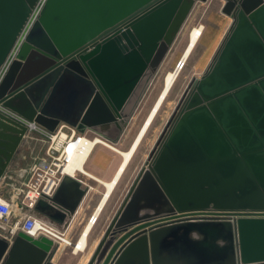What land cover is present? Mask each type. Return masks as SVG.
Segmentation results:
<instances>
[{
    "label": "water",
    "instance_id": "1",
    "mask_svg": "<svg viewBox=\"0 0 264 264\" xmlns=\"http://www.w3.org/2000/svg\"><path fill=\"white\" fill-rule=\"evenodd\" d=\"M37 1L0 0V71ZM207 1L46 0L0 82V106L49 131L115 123L122 133L195 4ZM225 1L229 29L87 264H264V0ZM30 128L0 110V177ZM89 190L66 175L35 210L68 228ZM214 212L239 217H191ZM57 251L46 236H0V264H55Z\"/></svg>",
    "mask_w": 264,
    "mask_h": 264
},
{
    "label": "rangeland",
    "instance_id": "2",
    "mask_svg": "<svg viewBox=\"0 0 264 264\" xmlns=\"http://www.w3.org/2000/svg\"><path fill=\"white\" fill-rule=\"evenodd\" d=\"M223 3L224 0H208L207 2H197L195 4L190 16L188 17L182 30L180 31L176 41L172 45L170 51L166 55L161 66L158 68L157 72L155 73L144 97L142 98V101L140 102L138 108L136 109V112L133 115L131 123L129 127L126 129L123 139L121 141L123 148L118 147L119 149L127 150L125 146L127 147L129 141L134 136L138 127L141 125L142 122L144 123V121L146 120L148 113H150L151 109L153 108L156 100L158 99L163 89L164 79L166 75L169 72L175 70L180 64V60L183 56L184 49L186 48L189 42V34L194 28L197 27L203 28V35L201 39L196 45L194 51L192 52L189 60L187 61L186 66L182 70L175 86L173 87L167 99L163 103L152 126L150 127L146 136L144 137L140 145L139 151L135 154L134 158L132 159L129 165V168L123 175L120 185L114 191L105 209L103 210L97 224L94 226L93 231L89 236V242H88L89 246L87 248L86 254L84 253L75 254L73 253V248L71 246H66L63 253L62 254L59 253V255L56 256L58 264H79L80 262L81 264H83L84 259L90 254L91 250L94 248V245L103 234V231L109 224L110 220L115 214L118 205L122 201V198L126 190L128 189L131 182L134 180L139 168L147 158L149 151L154 146L155 142L160 136L166 122L171 117L173 110L175 109L179 99L184 93L190 80L194 77L196 78L201 77V75L204 73L209 63L211 62L224 35L229 29L232 23V17L231 15L224 13V11L222 10ZM29 23L23 33L22 38L26 36L27 32L32 26V25L29 26ZM0 110L6 115H8V113L10 112V110L6 108H2L1 106H0ZM20 120L21 123L29 125V122H26L25 120L22 119ZM32 126L34 127V124H32ZM30 131H32L31 128L29 129V132ZM33 131L35 133H38L35 130ZM90 134L92 133L90 132ZM44 138L45 137H43V139ZM45 140L47 141L46 138ZM94 151L91 155L89 162L86 165V169L91 173H93L92 171L95 172L97 171L98 172L97 175L95 173L93 174L102 180L110 181L114 177L116 172L114 173L112 178L108 172L111 171L113 172L116 166L119 163L121 164L122 162L121 156L112 149L104 145H98ZM103 155L104 158L106 159V162L104 164L100 163L99 167L95 169L96 164H98V160ZM77 177L87 182V184L85 183L86 184L85 186L88 187L90 186L91 187L90 189L94 187V189L91 190L88 200L82 208V212L76 218V221L74 222L69 232L70 234L69 239L73 241L79 239L83 228H85L89 220L92 221L91 217L94 213L93 212L94 207L99 201L96 208L98 207L101 199L103 198V194L105 193L104 186L98 183L97 181L83 174H80ZM71 244L72 246H74V248L77 247L76 246L77 242L73 244V242L71 241Z\"/></svg>",
    "mask_w": 264,
    "mask_h": 264
},
{
    "label": "built area",
    "instance_id": "3",
    "mask_svg": "<svg viewBox=\"0 0 264 264\" xmlns=\"http://www.w3.org/2000/svg\"><path fill=\"white\" fill-rule=\"evenodd\" d=\"M46 0H38L33 8V14L29 23V26L34 23L36 17L42 11V8ZM34 25V24H33ZM22 39L18 40L15 49L9 56L6 64L0 71V82L3 79L5 72L11 61L14 60V56L18 52L19 45ZM2 107V106H1ZM3 108V107H2ZM8 116L14 118L17 121L24 120L20 115L10 111ZM29 126L32 129H37L47 139V147L45 156L35 163L28 170V179L26 183L20 188L18 204V215L13 218L15 202L12 199L5 198L0 195V226L9 225L8 236L13 237L18 231H23L26 234L38 238L40 236H46L53 240L54 244L61 246L63 243L66 246H71V240L69 239V227L63 228L58 224L50 222L48 219L35 214L33 211L37 202L46 197L54 195L55 191L59 187L64 176V169L69 164V150L71 148L79 147L82 144V139L85 137H91L88 135L87 130L80 131L77 127L72 126L66 122H60L55 131H49L41 126L34 124V127ZM79 179L78 177L71 176ZM82 181L83 180L79 179Z\"/></svg>",
    "mask_w": 264,
    "mask_h": 264
},
{
    "label": "bare ground",
    "instance_id": "4",
    "mask_svg": "<svg viewBox=\"0 0 264 264\" xmlns=\"http://www.w3.org/2000/svg\"><path fill=\"white\" fill-rule=\"evenodd\" d=\"M32 14H33V10L31 12L30 16L28 17V19H27V21H26V23H25V25H24V27H23V29H22L19 37H18V40L22 39V42L26 40V37L30 33V31L33 27V24H35V22L39 18V16L36 17V19L34 20V23H32V26L30 27L26 36L24 38H22L23 33H24L28 23L30 22V19L32 18ZM202 35H203V28H201V27L194 28L190 32L189 42H188V45L186 46V48L184 50V53H183L181 60H180V65L175 70L169 72L166 75V77L164 79L163 89H162L158 99L156 100L153 108L151 109L150 113L148 114L146 120L144 121L142 127L140 128L136 138L134 139V141L131 144L129 149H127V150L119 149L117 146L109 143L106 139L102 138L101 136L92 135V134H90V132L87 131L88 135L91 137H85L84 139H82V144L79 145V147L76 148V146H75V148L73 147L69 150V158H70L69 164L65 167L64 174L68 175V176H74V177H77L78 175L83 174V175H85V176H87L93 180H96L98 183L102 184L105 188V193L103 194V198L101 199L96 211L94 212V214L91 218L92 221L89 220V223L85 226L84 230L82 231L81 237H80L79 241L77 242V245H76L77 247H75L73 250L75 253H77L79 251H84L86 249L87 244H88V237L90 235L92 228L94 227V225L98 221V218H99L101 212L104 210L105 206L107 205L111 196L113 195L114 191L116 190L117 186L119 185L127 167L129 166L132 159L134 158L135 153L137 152V150H138L140 144L142 143L144 137L146 136L148 130L152 126V124H153L157 114L159 113L163 103L165 102L169 93L171 92V90L175 86L182 70L186 66L187 61L189 60L192 52L194 51V49H195L196 45L198 44L199 40L201 39ZM18 40H17V42H18ZM17 42H16V44H17ZM22 42H21V44H22ZM16 44H15V46H16ZM21 44H20V46H21ZM15 46H14L13 50L15 49ZM12 51H11V53H12ZM15 58H16V55L14 56V59ZM11 62H10V64H11ZM7 70H8V68H7ZM7 70H6V72H7ZM6 72H5V74H6ZM32 124H31V126H32ZM98 145H104V146L112 149L113 151L118 153L122 158V162H121L119 168L117 169L114 177L110 181L102 180L86 169V164H87L89 158L91 157L93 151L95 150V148ZM89 188H91V187L89 186ZM71 241L74 242L73 240H71ZM62 245L66 246V244H64V243ZM71 247H72V244H71Z\"/></svg>",
    "mask_w": 264,
    "mask_h": 264
},
{
    "label": "crops",
    "instance_id": "5",
    "mask_svg": "<svg viewBox=\"0 0 264 264\" xmlns=\"http://www.w3.org/2000/svg\"><path fill=\"white\" fill-rule=\"evenodd\" d=\"M33 130H35L39 134L35 133ZM0 132L4 133L6 131H4L3 129H0ZM12 134H15V133H12ZM43 137H45V136L41 132H39L37 129H32V131L28 132L24 138L23 143L19 147V151L17 153H15V155H14L12 161L9 163L6 171L0 177V195L5 197V198L12 199L15 202V208H14V213H13L12 219H15L18 215H21L18 212V208H20V205L18 204V199L20 197L19 191H20V188L26 183V181L28 179L29 168L33 165V163H35L36 161H38L39 159H41L45 156L47 142H46L45 138L43 139ZM0 157H2V155H0ZM90 158H89V160H90ZM89 160H88V162H89ZM101 162L102 161L99 159L98 164H96V166H95V169L99 167V164ZM92 172L95 173V171H92ZM83 182L87 184V182H85L84 180H83ZM92 189H94V187ZM92 189H90L88 194L85 196L84 200L82 201V203L78 209V212L76 213L71 224L69 225V229H68L69 232H70L74 222L76 221V218L82 212V208H83L84 204L87 202L89 194H90ZM98 202H97V204H98ZM97 204L95 205L93 212L96 211ZM33 212L35 214L41 216V217L46 218L45 216H43L42 214L37 212L35 209ZM102 212H101V214H102ZM101 214H100V216H101ZM100 216H99V218H100ZM99 218H98V220H99ZM97 222H96V224H97ZM8 226L9 225L0 226V236L5 237L9 241H11L14 236L13 237L8 236V228H9ZM93 228H92L91 232L93 231ZM83 230H84V228H83ZM104 231H103V233H104ZM91 232H90V234H91ZM81 234H82V232H81ZM81 234H80V237H81ZM102 235H101V237H102ZM80 237H79V239H80ZM101 237L99 238V240L94 245V248L91 250L90 254L84 259L83 264H87L88 260L90 259L91 255H92L94 249L96 248L98 242L100 241ZM79 239L75 240L73 242V244L78 242ZM88 242H89V237H88ZM88 246L89 245L87 244V247L84 251H79L77 253H75L73 251V253H75V254H80V253L86 254ZM65 248H66V246H64V245L58 246L57 254L53 258V262L55 264H58L56 256L59 255V253L62 254ZM72 248L74 250V246H72ZM79 264H81V262Z\"/></svg>",
    "mask_w": 264,
    "mask_h": 264
},
{
    "label": "flooded vegetation",
    "instance_id": "6",
    "mask_svg": "<svg viewBox=\"0 0 264 264\" xmlns=\"http://www.w3.org/2000/svg\"><path fill=\"white\" fill-rule=\"evenodd\" d=\"M226 1L224 0V3H223V5H222V9H223V7L226 5ZM228 9V8H227ZM235 9H236V7L234 6V7H232L231 9H230V12L231 13H233L234 11H235ZM115 29H117V28H115ZM114 29V30H115ZM185 50V49H184ZM180 65V64H179ZM178 65V66H179ZM205 72V71H204ZM204 74V73H203ZM202 74V75H203ZM201 75V76H202ZM194 78H196V77H194ZM194 78H192L191 80H190V82L194 79ZM200 78V77H199ZM190 82H189V84H190ZM188 84V85H189ZM187 88V87H186ZM182 97V96H181ZM181 99V98H180ZM179 99V100H180ZM139 106V105H138ZM138 108V107H137ZM174 111V110H173ZM136 112V110L134 111V113ZM134 113L132 114V116L130 117V119H129V121H128V123L123 127V130H122V133H120V134H118L117 132H116V124L114 123L113 124V126L112 127H110V128H108V129H104V128H102L101 126H92V127H87L86 126V130L87 131H89V132H91L93 135H99V136H101L102 138H104V139H106L109 143H111V144H113V145H115V146H117V147H121V148H123V146H122V144H121V141H122V139H123V136H124V133H125V131H126V129L129 127V125H130V123H131V120H132V118H133V115H134ZM173 113V112H172ZM149 114V113H148ZM172 115V114H171ZM118 120V119H117ZM144 121V120H143ZM143 123V122H142ZM142 123H141V125H142ZM141 125L138 127V129H137V131L135 132V134H134V136L132 137V139L129 141V143H128V145H127V147L125 146V148L126 149H128L129 147H130V145L132 144V142L134 141V139H135V136L137 135V133H138V131H139V129H140V127H141ZM75 127H77V126H75ZM78 128V127H77ZM141 145V144H140ZM155 145V144H154ZM154 147V146H153ZM153 147L151 148V150L149 151V153H148V155H147V158L145 159V161L148 159V157H149V155H150V152L152 151V149H153ZM139 148H140V146H139ZM139 148H138V150H137V152L139 151ZM95 152V151H94ZM136 152V153H137ZM135 153V154H136ZM135 156V155H134ZM101 159V163L102 164H104L105 162H106V159L104 158V155L100 158ZM145 161L143 162V164L141 165V167L139 168V170H138V172H137V174H136V176H135V178H134V180L131 182V184L129 185V187H128V189L126 190V192H125V194H124V196H123V198H122V201L124 200V198H125V196H126V194H127V192L129 191V189H130V187H131V185L133 184V182L135 181V179H136V177H137V175L139 174V172H140V170L142 169V167L144 166V163H145ZM120 164V163H119ZM119 164L116 166V168L114 169V171L112 172L111 170V172H112V174H111V172H108L109 174H110V176H111V178L113 177V175H114V173L116 172V170H117V168H118V166H119ZM130 165V164H129ZM129 168V166L127 167V169ZM127 169H126V171H127ZM125 171V172H126ZM98 172L96 171L95 172V174H97ZM125 174V173H124ZM96 181V180H95ZM121 182V181H120ZM85 185V184H84ZM119 185H120V183H119ZM118 185V186H119ZM117 186V187H118ZM93 187V186H92ZM122 201L120 202V204L118 205V207H117V209H116V211L119 209V207H120V205H121V203H122ZM116 211H115V213H116ZM166 217L167 216H163L162 218H164L161 222H160V224H162V223H166V222H169V220H165L166 219ZM191 217H197V218H202V217H210V218H214V219H235V218H237V217H239L237 214H232V213H230V212H225V213H209V214H195V215H193V216H191ZM186 218H188V217H186V216H179L176 220H180V221H182V220H185Z\"/></svg>",
    "mask_w": 264,
    "mask_h": 264
}]
</instances>
